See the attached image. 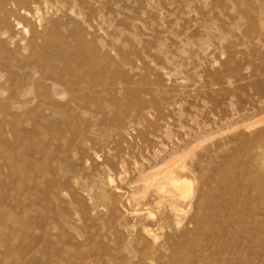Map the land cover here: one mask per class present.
Returning a JSON list of instances; mask_svg holds the SVG:
<instances>
[{
    "label": "rangeland",
    "instance_id": "374dc122",
    "mask_svg": "<svg viewBox=\"0 0 264 264\" xmlns=\"http://www.w3.org/2000/svg\"><path fill=\"white\" fill-rule=\"evenodd\" d=\"M34 12L0 28V264H264L225 178L264 128V0ZM68 69L91 84L62 94Z\"/></svg>",
    "mask_w": 264,
    "mask_h": 264
},
{
    "label": "bare ground",
    "instance_id": "6f19581e",
    "mask_svg": "<svg viewBox=\"0 0 264 264\" xmlns=\"http://www.w3.org/2000/svg\"><path fill=\"white\" fill-rule=\"evenodd\" d=\"M56 1H60V0H0V28L3 29L8 25V19L10 17H15V16L20 17L23 14L28 15V16L33 15L35 13L34 12L35 9H37L38 7H40V6H51L52 3L56 2ZM0 34H5V32L2 31V32H0ZM61 51L66 56V48L61 46ZM108 66H110V65H108ZM40 68L42 71V73H40V81L41 80L45 81L48 77L47 71L44 70V67H40ZM108 69H110V67H108ZM63 74H66V75L63 77L62 80H59L58 82L56 81V83L58 86L63 88L62 94L64 93V95H67V96L70 95L74 91V89L77 87L88 86L91 84L88 81V79H86L85 77H81L78 80V77H80V76L77 75L75 77L76 72L74 70L73 71H71L69 69L65 70V72ZM68 75L73 76V78H75L78 81L76 83H74V82L69 83L68 79L66 78V77H68ZM11 82H12V79H11L10 72L8 70H6L5 68L0 67V92H2L3 94L10 92L11 89L9 87H10ZM128 89L126 91H128ZM31 91H32V89H31ZM128 94H129V92H128ZM0 96H1V94H0ZM22 97H24L25 100H35V99H38V97H40V95L36 92L31 94L30 91H28V92L25 91V93L22 95ZM122 103H124V102H122ZM251 149H250L251 154L249 155V157L247 156L248 160H247L246 165L243 168H241L239 170V172L236 173V175H232L230 172V174L226 173V177H225V178H228L227 182H228V186H230L229 191L233 195L232 200L230 199L232 210H230V209L229 210H230L231 214L235 215V217H238L237 218L238 223L235 222V225H232L233 220L231 221L230 219H228V220L226 219L228 228H229V224L231 226H234V229H233V227L230 229H232V233L234 232L233 230H235L234 233L238 234V232L241 231L240 229L241 228L243 229V227H240L241 224H244V225L246 224V226H249L250 231L248 232L249 235L247 234V237H246L247 241L254 239L252 237L253 235H251V233L253 231H257L260 233H262L264 231V128L260 131V136L255 139ZM222 173H224V172H222ZM167 180L171 181L172 182L171 184L177 186V188L179 190H181L183 193H185V189L187 187L190 188L189 186L191 183L186 178L171 177V178H167ZM243 200H244V203L242 206V205H240V203ZM221 201H223V200H221ZM236 201L238 202L237 205H235ZM226 208H228V207H226ZM244 210H246V212L248 210V212L250 213V214H248V213L245 214V215H247V217L246 216L244 217V215H242V214H244L243 213ZM174 211H175V209H174ZM230 212H228V213H230ZM140 215L148 216V213L146 214L145 212H142V213H140ZM210 216H212V215L210 214ZM210 218H213V216ZM190 221H192V220H190ZM204 221H205V219H204ZM208 224L209 223H207L206 225H208ZM237 224H240V226H239L240 229H239V227H237ZM226 227L227 226H225V228ZM143 233L147 239L151 240V242H154L155 236L151 230L144 228ZM243 235H244V233H243ZM259 235H261V234H259ZM236 237H239V236L237 235ZM246 240L244 242H246ZM235 246H237V245H235Z\"/></svg>",
    "mask_w": 264,
    "mask_h": 264
}]
</instances>
